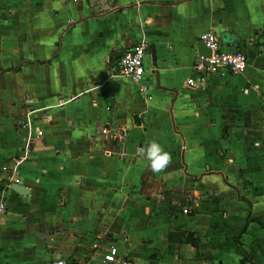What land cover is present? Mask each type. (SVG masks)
Returning <instances> with one entry per match:
<instances>
[{
  "label": "crops",
  "instance_id": "1",
  "mask_svg": "<svg viewBox=\"0 0 264 264\" xmlns=\"http://www.w3.org/2000/svg\"><path fill=\"white\" fill-rule=\"evenodd\" d=\"M208 31L245 69L186 87ZM142 40L145 93L112 74ZM0 200V264H264V0H0Z\"/></svg>",
  "mask_w": 264,
  "mask_h": 264
},
{
  "label": "built area",
  "instance_id": "2",
  "mask_svg": "<svg viewBox=\"0 0 264 264\" xmlns=\"http://www.w3.org/2000/svg\"><path fill=\"white\" fill-rule=\"evenodd\" d=\"M101 1L105 0H88L91 6H97ZM112 1V0H109ZM197 41L208 49L207 56L195 52L191 61V75L186 78V87H196L201 84L203 79L209 75L226 76L240 74L246 66V56L240 50H226L222 47L218 37L211 31L204 32L197 37ZM147 45L142 40L134 44L130 49L123 52L115 61L112 67V74L125 78L132 84L137 85L139 92L145 93L147 85L144 81L145 76V60ZM26 101H29L26 99ZM47 115H42V119H47ZM97 134L103 135L104 139L109 141H121L125 130H109L101 128ZM39 136L40 131L35 130L34 136ZM24 145L31 142V138H22ZM17 179L15 180V182ZM5 203L0 200V222L5 213ZM96 246H93L95 250ZM49 264H65L63 260L50 261ZM96 264H133L132 261L118 253L116 247L109 244L105 248L103 259Z\"/></svg>",
  "mask_w": 264,
  "mask_h": 264
},
{
  "label": "clouds",
  "instance_id": "3",
  "mask_svg": "<svg viewBox=\"0 0 264 264\" xmlns=\"http://www.w3.org/2000/svg\"><path fill=\"white\" fill-rule=\"evenodd\" d=\"M138 151L147 160L148 167L154 174L164 172L172 162L171 153L166 151L157 140L150 141Z\"/></svg>",
  "mask_w": 264,
  "mask_h": 264
},
{
  "label": "water",
  "instance_id": "4",
  "mask_svg": "<svg viewBox=\"0 0 264 264\" xmlns=\"http://www.w3.org/2000/svg\"><path fill=\"white\" fill-rule=\"evenodd\" d=\"M222 41L223 42H230V43H234V40H232L230 37H226L225 35L222 36ZM195 50L197 53L203 54L205 56H207L209 54V51L207 48H205L201 42L197 41L195 44ZM148 53H149V58L151 61V65L154 64V47H149L148 49ZM9 188L15 192L16 194H25L27 192V190L25 188H23L20 185V180L17 179L16 182H13L11 184H9Z\"/></svg>",
  "mask_w": 264,
  "mask_h": 264
},
{
  "label": "trees",
  "instance_id": "5",
  "mask_svg": "<svg viewBox=\"0 0 264 264\" xmlns=\"http://www.w3.org/2000/svg\"><path fill=\"white\" fill-rule=\"evenodd\" d=\"M173 195H177L176 196V199H175V197H173ZM170 197H172V198H174L176 200V203L178 204V206L185 205V203H186L185 199L182 196H180L177 191L170 192ZM165 200L167 202L168 209H170L172 211H177V207L175 205L169 204V201L167 200V198ZM169 235H168V241H169ZM183 240L185 242L190 243V244H193L194 243L193 239H190L188 236L183 237ZM178 241H180V238L179 237L176 238V241L175 242H178Z\"/></svg>",
  "mask_w": 264,
  "mask_h": 264
},
{
  "label": "rangeland",
  "instance_id": "6",
  "mask_svg": "<svg viewBox=\"0 0 264 264\" xmlns=\"http://www.w3.org/2000/svg\"><path fill=\"white\" fill-rule=\"evenodd\" d=\"M148 49H149V47H148ZM168 195H169L168 200H170V193H168ZM176 196L177 195H173V197H175V199H176Z\"/></svg>",
  "mask_w": 264,
  "mask_h": 264
}]
</instances>
